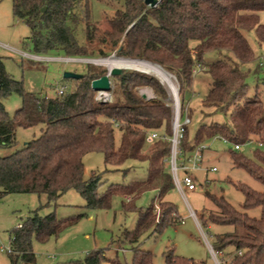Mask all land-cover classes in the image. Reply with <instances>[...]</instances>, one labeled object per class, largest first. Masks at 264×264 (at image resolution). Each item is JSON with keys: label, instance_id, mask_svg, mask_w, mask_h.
<instances>
[{"label": "trees", "instance_id": "1", "mask_svg": "<svg viewBox=\"0 0 264 264\" xmlns=\"http://www.w3.org/2000/svg\"><path fill=\"white\" fill-rule=\"evenodd\" d=\"M123 3V8L108 18L106 28L93 22L89 0H11V9L13 16L28 27L29 33L21 42H30L34 53L61 50L67 57H90L92 52L80 43L78 34L84 31L85 41L93 42L102 33V40L116 47L117 56L146 60L173 74L183 109L186 95L194 93V68L197 64L204 67L209 87L195 107L197 115L193 106L185 109L189 120L178 142L179 157H187L213 138H225L241 146L252 141L261 143L251 156L234 148L228 153L232 167L245 171L263 189L227 177L226 181L243 195L240 209L221 190L206 188L204 195L214 208H203L197 220L203 227L208 222L231 227L215 233L210 243L215 253L231 256L224 264H264V100L257 93L250 95L247 80L263 64L259 61L254 68L242 67L258 59L255 46L264 48V0H159L156 6L144 0ZM248 32H252L255 46L249 42ZM208 52L218 57L205 62L204 54ZM100 54L104 52L100 50ZM106 73L102 66L86 64L80 78H71L76 84L70 91L41 96L14 79L0 56V148L17 144L18 128L40 125L36 137L9 155L0 156V197L10 193L45 194L46 202L39 208H51L45 215L34 210L21 228L11 230V264H39L32 240L45 243L57 238L85 215L56 218L52 209L69 189H75L89 209L109 208L115 195L129 197L127 202L121 201V207L137 214L133 227L122 232V242L131 250L130 264H153V253L140 248V238L149 231L162 232L180 218L176 204L166 198L175 189L168 164L170 141H146L152 130L166 137L172 133V110L164 87L152 75L119 69L111 74L112 100L102 102L95 98L90 82ZM261 82L264 84V79ZM142 86L151 88L153 100L138 93ZM12 93L18 94L21 102L9 115L1 100ZM90 151L102 152L104 164L111 168L136 161L122 167L124 174L146 163V176L109 184L99 191L100 173L83 179L82 157ZM146 191L154 193L151 201L137 207L134 200ZM254 208H258L257 216L248 212ZM106 249H92L83 258L58 264H102L107 259ZM164 261L194 264L192 258L174 253L173 247L164 253ZM111 262L121 264L116 259Z\"/></svg>", "mask_w": 264, "mask_h": 264}, {"label": "rangeland", "instance_id": "2", "mask_svg": "<svg viewBox=\"0 0 264 264\" xmlns=\"http://www.w3.org/2000/svg\"><path fill=\"white\" fill-rule=\"evenodd\" d=\"M123 0H89V11L93 22L101 28H106L107 20L111 17L116 9H122ZM29 33L28 27L12 14L11 0H0V56L6 71L17 80L22 81L23 87L31 92L41 96L56 95L57 89L64 85L65 91L71 90L76 84L71 78H64L63 72L71 71L83 73L86 64H94L106 68L107 73L114 67L108 68L103 63H94L92 59L120 57L114 51L108 41L102 40L101 34L93 42L85 41L84 31H80L78 39L92 52L90 57H67L61 50H52L46 54H36L33 52L30 42H21L26 39ZM247 38L255 46L252 32L247 33ZM100 50L104 54H100ZM258 59L249 63L242 64L243 68H254L256 63L262 61L261 70L258 73H250L247 80L250 85V95L257 93L264 100V48L259 49L255 46ZM25 52V53H23ZM218 55L215 52L204 54V61L209 62L216 59ZM124 58V57H123ZM129 59V58H128ZM131 60H140L133 59ZM146 61V60H144ZM149 62V61H146ZM152 63V62H149ZM155 64V63H152ZM158 65V64H156ZM159 66V65H158ZM161 67V66H160ZM119 69L138 70L156 77L164 87L167 94L168 104L171 106L172 115L170 118V127L172 129L174 109V96L179 104V113L182 115L187 106H193L196 112L199 99L206 93L209 87V76L202 70V66L197 64L194 68V93L186 95V106L181 108L178 98V83L173 74L172 83L175 87V93H172L167 84L154 72L142 71L132 67H118ZM162 68V67H161ZM163 69V68H162ZM110 85L112 76L108 75ZM138 93L146 100L154 99V94L150 87L142 86L137 89ZM110 99L112 94L107 91ZM97 92L95 93V98ZM188 101V102H187ZM4 108L9 115L20 106V97L12 93L1 100ZM201 118L202 116L199 115ZM221 118V116H220ZM211 118L206 117L205 120ZM217 119H219L217 117ZM196 124H192L194 128ZM40 125L31 128H18L16 130L17 144L14 147L0 148V156H6L15 149L20 148L25 142L36 137L40 133ZM116 140L119 139L118 132L115 134ZM202 151L203 168L193 171L195 176V189L187 190L183 188L181 193L176 187L170 191L166 198L176 204L177 211L183 222H177L169 226L162 232H147L140 238L139 246L143 250H149L153 253V264H165L164 253L169 247H173L174 253L190 257L194 264H224L230 260L231 256L221 253L214 254L210 251L209 245L213 240L215 233L225 232L231 229L227 225H219L208 222L207 227L200 226L192 216H189V208L193 210L195 216L203 208L213 209V204L204 195V189L211 191L221 190L226 199L236 208L240 209L243 195L240 191L230 185L226 178L241 181L254 189L262 190L263 186L254 180L245 171L233 168L230 163L229 149H233V144L224 141L221 138H213L206 143ZM259 148L254 141L248 142L241 147V151L251 156L253 150ZM181 158L179 159V161ZM83 179L87 180L94 174L100 173L99 191H103L107 185L116 183H127L133 180H141L146 176V163H140L133 168V171L127 174L123 173L122 167L127 164H135L136 161L129 160L120 168H111L103 162V153L99 151H90L83 155ZM178 165V164H177ZM210 166H215L216 170H209ZM179 167V165H178ZM111 168V169H107ZM177 175L181 179L183 170L177 169ZM221 188V189H220ZM152 191H146L134 200L137 207H145L153 197ZM128 196L115 195L112 198L109 208L89 209L84 206V200L75 189H69L63 193L57 200L54 209L56 218L73 216L85 213L77 223L65 228L57 238H50L45 243H40L35 239L32 240V249L35 254L36 262L39 264H58L61 261L74 258H83L86 252L96 248H107L105 255L107 259L102 264H112L111 260H118L121 264H130L131 250L125 242H122V232L130 230L136 220V212L133 210H124L121 207V201H126ZM46 202L45 194L34 193H10L0 197V247L10 245L11 230L16 228L18 221H24L28 216L33 215L34 210L39 215H45L51 208L40 207ZM158 210V207H155ZM249 214L257 216L258 208L248 211ZM232 250V248H228ZM52 255L53 257H49ZM9 254L0 251V264H11L8 258Z\"/></svg>", "mask_w": 264, "mask_h": 264}, {"label": "built area", "instance_id": "3", "mask_svg": "<svg viewBox=\"0 0 264 264\" xmlns=\"http://www.w3.org/2000/svg\"><path fill=\"white\" fill-rule=\"evenodd\" d=\"M156 1L157 2L154 4V6H156L157 3L159 2V0H156ZM64 92H65V86L64 85L60 86L56 91V93L58 95H60ZM173 98H174L175 114L173 116V121H172V133H171V135L166 137L164 134H160L158 131L152 130V131L148 132V134L146 136V141L151 142L157 138H166L170 141V154L168 157L169 170L171 172L175 187L181 193H183V188H185L187 190L195 189V182H194L195 176L193 174V171H196V170L203 168L202 151H203V149H205L207 147V145L204 143L199 145L187 157H185L183 159L181 158V160L179 161L180 157H179L178 142H179V139H180L181 134L183 132V125L185 123H187L189 119L186 115V110L182 115H180L179 104H178L177 98H176V96H174ZM96 99L99 101H102V102L111 101L107 91H97ZM221 139H223L224 141H227L225 138H221ZM257 144H258V146H261V143H257ZM241 147H242L241 145L233 144V148L235 150H239V149H241ZM177 164L179 165V167ZM178 168H181L183 170V176L181 179L177 175V169ZM209 170L215 171L216 167L211 166V167H209ZM128 200H129V197H126V201H128ZM188 215L192 216L195 219V221L197 222V224H199L197 217L195 216L193 210L190 208H189ZM178 221L182 223L183 218L180 217L178 219ZM22 223H23L22 221H18L16 224V228H21ZM0 251H4L8 254L13 253L11 245H9L8 247L1 246ZM211 252H213V254H214V251L211 250ZM49 257L52 258L53 256L49 255Z\"/></svg>", "mask_w": 264, "mask_h": 264}, {"label": "bare ground", "instance_id": "4", "mask_svg": "<svg viewBox=\"0 0 264 264\" xmlns=\"http://www.w3.org/2000/svg\"><path fill=\"white\" fill-rule=\"evenodd\" d=\"M94 63H103L108 66V68L112 67H132L137 68L142 71L154 72L162 82L168 85L172 93H175V87L172 83V76L167 73L164 69L156 64H152L146 62L144 60H131L130 58L123 57H110V58H101V59H92Z\"/></svg>", "mask_w": 264, "mask_h": 264}, {"label": "water", "instance_id": "5", "mask_svg": "<svg viewBox=\"0 0 264 264\" xmlns=\"http://www.w3.org/2000/svg\"><path fill=\"white\" fill-rule=\"evenodd\" d=\"M144 2L146 4H148L149 6H154V4L157 2L156 0H144ZM42 10H44V8H42ZM119 71L118 67H114L112 68L108 73H106L105 75H102L96 79H93L90 82V86L91 89L95 92L97 91H109L110 89V80L108 75L110 74H115ZM63 77L64 78H80L81 74L79 73H75V72H71V71H65L63 72Z\"/></svg>", "mask_w": 264, "mask_h": 264}, {"label": "crops", "instance_id": "6", "mask_svg": "<svg viewBox=\"0 0 264 264\" xmlns=\"http://www.w3.org/2000/svg\"><path fill=\"white\" fill-rule=\"evenodd\" d=\"M23 53H25V52H23ZM210 167H211V166H210ZM196 223H197V222H196ZM198 225H199V224H198ZM199 226H200V225H199ZM209 248H210V251H211L212 249H211L210 245H209ZM212 251H213V250H212ZM212 253H213V252H212ZM8 258H9V257H8ZM9 261H10V260H9ZM10 263H11V262H10Z\"/></svg>", "mask_w": 264, "mask_h": 264}]
</instances>
